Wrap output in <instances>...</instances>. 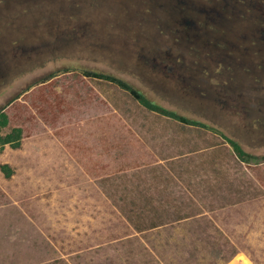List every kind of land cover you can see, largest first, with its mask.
Segmentation results:
<instances>
[{
	"label": "rangeland",
	"instance_id": "1",
	"mask_svg": "<svg viewBox=\"0 0 264 264\" xmlns=\"http://www.w3.org/2000/svg\"><path fill=\"white\" fill-rule=\"evenodd\" d=\"M165 1L32 0L22 10L0 0V52L19 37L47 45L0 77V135L13 136L0 140V264H264V64L238 69L251 57L240 26L187 27L178 1ZM195 1L196 18L215 5ZM169 61L176 80L154 69ZM84 72L121 78L200 125L150 113ZM183 72L203 91L180 95ZM226 138L255 159L241 162ZM146 203L188 217L139 232L120 208Z\"/></svg>",
	"mask_w": 264,
	"mask_h": 264
},
{
	"label": "flooded vegetation",
	"instance_id": "2",
	"mask_svg": "<svg viewBox=\"0 0 264 264\" xmlns=\"http://www.w3.org/2000/svg\"><path fill=\"white\" fill-rule=\"evenodd\" d=\"M17 1L21 4V9L24 10L27 7L25 5V2H30L32 0H17ZM177 1H178L177 2L178 7L179 5H180L179 8L182 7L181 8L182 15L186 17L182 22L183 24L181 23L182 25H185L187 27H193L194 24L196 26L197 24L203 23V25L199 27L200 28L203 27L206 29L212 27L213 33L215 32L221 33V31H225V30H229L228 32L234 33L238 26L242 28L241 30L245 32L244 39L247 43L246 46L247 48L244 49V51L248 53V51L250 50L251 57L249 56V61L247 60L240 62L238 65L239 66L238 69L241 70L245 69L246 72H248L247 69L249 68L247 65L264 64V3L259 5L257 0H248L245 2V5L242 10H235L230 8V3L232 4L233 0H231V2L230 0H212V2L215 3L214 7H212V9L210 8L212 11H208V13H202L204 14L202 15L203 18L200 17L196 18V15H198V13L194 12V10H196L198 4L195 0H177ZM165 3L167 2L165 1L164 4ZM153 9L154 8H151V10ZM236 11L239 13V15L237 16L235 15ZM12 42H14L15 45L12 46V44L10 45L7 44L0 52V63L4 65V67L10 70L4 73L2 77H9L11 76V74H14L15 71H20L24 69L23 66L25 65L24 63L25 60L20 59L18 54L20 50L23 51L25 47L30 46L28 45L30 42H25V39L23 37L13 39ZM231 42L229 43V46H231ZM214 44L218 46V41L215 40ZM6 56L8 59L6 58ZM170 62L172 63V61H169V63ZM165 67H168V65H165ZM213 70L214 69L212 66V72ZM183 74L185 78H181L180 82L178 83V86L174 88L176 91L180 93V95L189 93L192 87L193 88L196 87L198 91H203L200 87H197L196 85L193 86V83L197 82L195 73L190 72L188 74L187 72L185 73L183 72ZM218 95L219 96L215 95L217 98L215 99L218 100L219 102H224V104L228 106L229 104L235 106L236 101L232 97L222 94L223 99H221V93H218ZM230 108L233 107L231 106ZM246 114H248L247 118H250L251 116L250 112H247Z\"/></svg>",
	"mask_w": 264,
	"mask_h": 264
},
{
	"label": "trees",
	"instance_id": "3",
	"mask_svg": "<svg viewBox=\"0 0 264 264\" xmlns=\"http://www.w3.org/2000/svg\"><path fill=\"white\" fill-rule=\"evenodd\" d=\"M56 42H50V45L48 47L56 46ZM47 45L40 44L39 47H33V46H27L24 48V50L19 51V57L23 60H30L34 53H41L43 52L44 48H46ZM165 65H168V67H165ZM256 65V64H252ZM26 67V64L23 66ZM154 69L160 72L161 74H165L166 76H170L172 79L176 80L178 77L177 64L174 62H170V64H167L165 62L162 63H154ZM165 67V68H164ZM249 68V67H248ZM7 71H10L4 65L0 63V77L4 75ZM86 76L101 79L104 81H107L115 86H117L122 91L129 94L135 102L138 103L140 107L145 109L146 111L150 113L157 114L162 117H167L172 120L180 121L186 124L191 125H200L199 123L195 121L187 120L186 118L180 116L174 111H170L167 108L163 107L162 105L156 103L149 97H147L143 92H141L139 89L135 88L125 80L118 78L113 75L104 74V73H96V72H84ZM246 122L250 124V122L253 124L252 127H254L255 120L253 121L250 118H245ZM259 122V121H258ZM246 123V125H248ZM8 125V118L7 115L4 112H0V133L2 129H4ZM256 127V125H255ZM206 128V126H205ZM257 128V127H256ZM214 131V130H213ZM217 132V131H216ZM219 133V132H217ZM12 135H6L1 136L0 140L2 141V144H8L12 142ZM227 142L230 144L231 150L233 153L237 156V158L243 162V163H250L251 159H255L253 156L247 154L242 145L231 139L226 138ZM19 147V145H17ZM5 167V166H4ZM5 169V168H4ZM6 177H10L8 173H6ZM141 194H144L143 191H141ZM149 194V190H146L145 195ZM129 198V195L127 196ZM149 203H146L145 205L137 206L130 208L128 211L125 210V208H120L128 220L131 222L132 226L139 232L145 231V230H152L156 228L163 227L165 225L175 223L178 221H181L188 216L186 212H184L183 208H170L169 206H165L161 203H158L156 206L151 205Z\"/></svg>",
	"mask_w": 264,
	"mask_h": 264
}]
</instances>
